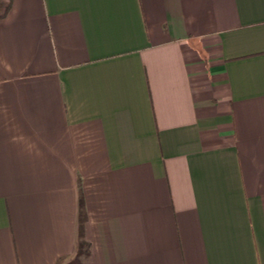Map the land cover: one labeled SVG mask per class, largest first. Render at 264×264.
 Here are the masks:
<instances>
[{
	"label": "crops",
	"instance_id": "0c3cea01",
	"mask_svg": "<svg viewBox=\"0 0 264 264\" xmlns=\"http://www.w3.org/2000/svg\"><path fill=\"white\" fill-rule=\"evenodd\" d=\"M0 264H264V0H12Z\"/></svg>",
	"mask_w": 264,
	"mask_h": 264
},
{
	"label": "trees",
	"instance_id": "16d2710c",
	"mask_svg": "<svg viewBox=\"0 0 264 264\" xmlns=\"http://www.w3.org/2000/svg\"><path fill=\"white\" fill-rule=\"evenodd\" d=\"M1 4H2V6H0V18L4 17L8 13V11L11 8L12 0H9L7 2L6 1L4 2V1L0 0V5ZM3 5H4V7H3Z\"/></svg>",
	"mask_w": 264,
	"mask_h": 264
},
{
	"label": "rangeland",
	"instance_id": "374dc122",
	"mask_svg": "<svg viewBox=\"0 0 264 264\" xmlns=\"http://www.w3.org/2000/svg\"><path fill=\"white\" fill-rule=\"evenodd\" d=\"M2 1H4L5 2V0H2ZM3 4V3H2ZM2 4L0 5V6H2ZM5 5V4H4ZM4 5H3V7H4Z\"/></svg>",
	"mask_w": 264,
	"mask_h": 264
}]
</instances>
